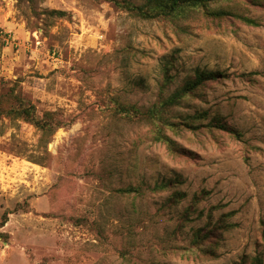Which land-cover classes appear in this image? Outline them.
I'll return each mask as SVG.
<instances>
[{
    "label": "rangeland",
    "instance_id": "rangeland-1",
    "mask_svg": "<svg viewBox=\"0 0 264 264\" xmlns=\"http://www.w3.org/2000/svg\"><path fill=\"white\" fill-rule=\"evenodd\" d=\"M146 1L0 0V104L57 122L0 116V264L264 263V0L174 24ZM197 72L163 120L119 112Z\"/></svg>",
    "mask_w": 264,
    "mask_h": 264
},
{
    "label": "trees",
    "instance_id": "trees-1",
    "mask_svg": "<svg viewBox=\"0 0 264 264\" xmlns=\"http://www.w3.org/2000/svg\"><path fill=\"white\" fill-rule=\"evenodd\" d=\"M218 2L219 0H147L146 3L139 8H135L131 4H127V8L132 12H137V14L144 19H165V21L171 24H174V22L180 20H185L191 17V15L198 13H201L204 17L213 20H221L225 19L227 16L234 15L228 10L218 8ZM50 13L58 16L65 15L64 12L60 11H52ZM239 19H241L247 25H257L255 21L249 18L239 17ZM213 77V74L197 72V76L194 80H190L171 98H167L166 100L162 101L158 106H154L146 111L140 112V110L135 106L128 107L126 105H122L119 108V112H121L122 115H126L128 118L141 115L144 120H163V118H160V116L162 113L166 112L170 106L180 101L182 97H186L192 93L203 83L213 79ZM0 116L11 117L14 120H25L43 130H48L49 128L53 127V122H51V120H54V123H57L53 117V114H46L44 119L39 118L36 115L35 108L32 105H25L18 96H12L10 99H8L7 103L0 104ZM159 135V138L163 139L161 132ZM166 186L167 185L164 184L156 185L153 189L162 190ZM119 192L125 195L138 196L143 194V188L131 186L120 189ZM7 219V214L5 213L0 221V239H4L6 237L1 229L7 223ZM201 234L202 231L200 230L197 234V243L199 242L198 238H202ZM254 264L264 263L260 259H256Z\"/></svg>",
    "mask_w": 264,
    "mask_h": 264
}]
</instances>
